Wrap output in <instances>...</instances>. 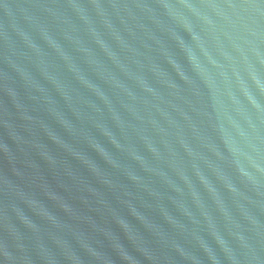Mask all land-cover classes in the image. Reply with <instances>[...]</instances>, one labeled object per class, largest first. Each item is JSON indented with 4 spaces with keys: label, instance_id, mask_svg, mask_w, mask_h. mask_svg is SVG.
Listing matches in <instances>:
<instances>
[{
    "label": "water",
    "instance_id": "1",
    "mask_svg": "<svg viewBox=\"0 0 264 264\" xmlns=\"http://www.w3.org/2000/svg\"><path fill=\"white\" fill-rule=\"evenodd\" d=\"M0 264H264V0H0Z\"/></svg>",
    "mask_w": 264,
    "mask_h": 264
}]
</instances>
